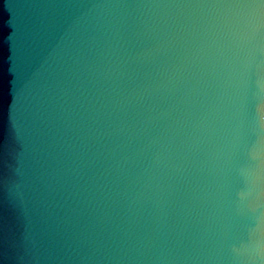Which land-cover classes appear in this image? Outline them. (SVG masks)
I'll use <instances>...</instances> for the list:
<instances>
[{
  "label": "water",
  "instance_id": "95a60500",
  "mask_svg": "<svg viewBox=\"0 0 264 264\" xmlns=\"http://www.w3.org/2000/svg\"><path fill=\"white\" fill-rule=\"evenodd\" d=\"M0 264H264V0H0Z\"/></svg>",
  "mask_w": 264,
  "mask_h": 264
}]
</instances>
